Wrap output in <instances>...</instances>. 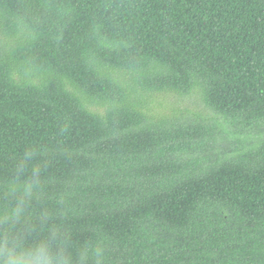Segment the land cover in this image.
I'll return each mask as SVG.
<instances>
[{"label": "trees", "instance_id": "16d2710c", "mask_svg": "<svg viewBox=\"0 0 264 264\" xmlns=\"http://www.w3.org/2000/svg\"><path fill=\"white\" fill-rule=\"evenodd\" d=\"M0 264H264V0H0Z\"/></svg>", "mask_w": 264, "mask_h": 264}]
</instances>
